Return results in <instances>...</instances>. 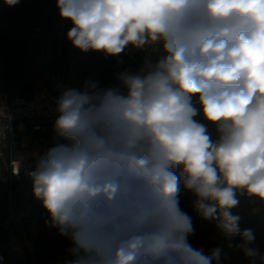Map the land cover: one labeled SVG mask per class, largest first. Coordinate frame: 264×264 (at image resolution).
Wrapping results in <instances>:
<instances>
[{
  "label": "clouds",
  "instance_id": "1",
  "mask_svg": "<svg viewBox=\"0 0 264 264\" xmlns=\"http://www.w3.org/2000/svg\"><path fill=\"white\" fill-rule=\"evenodd\" d=\"M56 7L72 25L74 48L146 53L141 69L118 73L115 86L86 81L83 91L64 90L54 128L66 142L27 172L46 227L71 241L64 264H221L220 247L206 255L189 243L181 186L229 249L264 264L250 247L253 230H241L231 211L238 196L264 204V0Z\"/></svg>",
  "mask_w": 264,
  "mask_h": 264
},
{
  "label": "crops",
  "instance_id": "2",
  "mask_svg": "<svg viewBox=\"0 0 264 264\" xmlns=\"http://www.w3.org/2000/svg\"><path fill=\"white\" fill-rule=\"evenodd\" d=\"M71 27L68 20L60 18L57 7H48L43 12L40 23L30 32L22 56L18 55L23 70L22 76H16L17 71L13 70L14 77H16L13 87H8L0 81V102L5 96L13 94L30 97L36 87L51 84L55 79H63L67 89L80 91H83L86 81L98 82L100 87L115 86L119 83L116 79L118 73L125 70L135 73L143 66L145 56L137 60L129 58L124 52L118 56H105L102 52L92 50L82 52L74 48L66 35ZM24 85L27 86L20 93ZM19 135L22 136V140H14L12 156L21 162V166L29 169L28 171L33 170L38 157L55 146L57 142H66L57 137L54 127H50L47 131H36L29 128L20 132ZM22 180L24 198L20 205L11 210L5 222V227L10 234V246L7 250H3L10 257L14 253H19L27 263L23 249L27 246L31 247L33 240L38 237V229L34 210L26 209L27 205H33L32 208L35 205L36 200L32 199L34 198L32 186L29 185L28 179L23 178ZM9 185L10 180L4 189V194L0 195V199L4 197ZM242 200L250 204L258 202L254 199ZM261 210L264 211V207L257 212ZM32 214V219L26 218ZM70 247H72L71 242L58 249L50 264H64L65 260L73 259L67 251ZM199 249L202 247L200 246ZM222 250L226 254L232 249L226 245Z\"/></svg>",
  "mask_w": 264,
  "mask_h": 264
},
{
  "label": "rangeland",
  "instance_id": "3",
  "mask_svg": "<svg viewBox=\"0 0 264 264\" xmlns=\"http://www.w3.org/2000/svg\"><path fill=\"white\" fill-rule=\"evenodd\" d=\"M40 5L41 3L39 4V6ZM4 16L5 19H10V20L12 19V15L6 14L3 15V17ZM29 36L30 34H28V37ZM3 39H4L3 41L2 39H0V81L3 84H6L8 87H13L14 83L16 82V77H14L13 70L16 69L17 71L16 76L18 77L19 75L22 76L23 70L21 64H16L15 61L14 62L12 61V49L18 48L17 45L13 44V40H12L13 37L4 35ZM4 45L6 46V50H4L3 47ZM25 47H26V43L25 45H22L20 47V51L17 54L18 58L19 56H22ZM13 143H14V138L11 137L6 144L5 156L3 158H0V195L4 194L3 193L4 189L8 186L10 180L8 159L12 156ZM28 170L22 166L20 179L21 178L22 179L24 178L25 180L28 179L29 185L32 186L31 181L27 175ZM32 199H34V201L36 200L35 198ZM238 199L240 201L239 205L233 208L231 211L232 212L235 211L240 215L241 225H246L247 227H251V229L253 230L255 234V241L253 242L252 245H250V247L257 248L259 252H261V250L264 251V211L261 210V212H257L260 208L262 209V207H264V204H261L259 201L256 202L257 204L256 203L250 204L248 202H244L242 199H249L245 196H238ZM26 209L34 210V214H36L35 223L38 229L37 231L38 237L33 240L31 247L27 246L24 247L25 249H23V254L26 258V261L28 264H50L57 250L62 248L63 246H65V244L71 241L66 237L59 235L56 229H50L46 227L45 220L48 218V213L42 207V204L39 200L35 201L34 208L31 209L30 205H27ZM29 214L31 213L29 212ZM32 216L33 214L30 216L29 215L26 216V218L32 219ZM192 223L194 228V232L192 235L195 236L197 234V237L193 236L192 239L189 238L190 239L189 243L194 248L199 249L201 246L204 251V254L210 255L212 249L216 247H220L222 249L227 245L228 242L224 239L221 233H213L212 238H210L211 241L209 240L208 244L201 242L202 241L201 235L203 233L200 231L197 233L195 226L197 224L202 225L203 223L201 222L198 223L192 222ZM236 242L237 243L241 242L239 237L234 238L232 241L233 244H236ZM226 256H227L226 259L222 258L221 264H249V258L245 257L241 251L232 249L230 252L226 253Z\"/></svg>",
  "mask_w": 264,
  "mask_h": 264
},
{
  "label": "built area",
  "instance_id": "4",
  "mask_svg": "<svg viewBox=\"0 0 264 264\" xmlns=\"http://www.w3.org/2000/svg\"><path fill=\"white\" fill-rule=\"evenodd\" d=\"M124 54L131 59L141 60L145 56L144 51L126 49ZM67 89L63 79H55L51 84L36 87L32 96L24 97L19 94L5 96L0 102V158L5 156L8 140L16 134L13 121L21 118L27 119L30 128L36 131H47L54 127L58 113L56 101L61 93ZM10 174L21 177V162L11 156L8 159ZM33 205H30L32 209ZM0 264H14L12 257L8 256L0 246Z\"/></svg>",
  "mask_w": 264,
  "mask_h": 264
},
{
  "label": "trees",
  "instance_id": "5",
  "mask_svg": "<svg viewBox=\"0 0 264 264\" xmlns=\"http://www.w3.org/2000/svg\"><path fill=\"white\" fill-rule=\"evenodd\" d=\"M40 3L41 5L39 6ZM48 7H56V0H20V2L14 6H8L4 2V0H0V39H2L3 41L4 35L13 37L12 39L13 44L17 45L18 47L16 49H12V61L13 62L15 61L16 64H20V59L17 57V54L20 51V47L22 45H25L28 39L27 38L28 34H30V32H32L33 29L40 23V17L42 16L43 12L48 9ZM6 14L12 15V19L11 20L5 19V16L3 17V15ZM3 47L4 50H6V46L4 45ZM26 86L27 85H24L19 92L21 93L22 89ZM213 138H215L214 131H213ZM177 171H179V169ZM194 200H195V196L192 194V192L187 189H184L183 186H181V193L179 196V207L182 211L186 212L189 216H191L192 222L203 223L202 224L203 226L201 224H200L201 226L197 224L195 226V229L197 233L199 231L203 233L201 235V240H202L201 242L208 244V241L209 240L211 241L210 239L212 238L211 235L213 233H220V232L216 228L215 223L213 221H209L201 218V216L198 214V212L193 206ZM232 214L239 215L235 211H233ZM239 227L241 228V230L251 229V227H247L246 225H241V221H239ZM193 236L194 235H191L189 238L192 239ZM194 237H197V234ZM236 244L238 243L236 242ZM260 254L264 256V251L261 250ZM256 264H262L259 258H257Z\"/></svg>",
  "mask_w": 264,
  "mask_h": 264
},
{
  "label": "water",
  "instance_id": "6",
  "mask_svg": "<svg viewBox=\"0 0 264 264\" xmlns=\"http://www.w3.org/2000/svg\"><path fill=\"white\" fill-rule=\"evenodd\" d=\"M13 125L16 127L14 133L16 134L14 140L21 141L22 136L20 132L30 128L27 123V119L21 118L13 121ZM23 180L15 174H10V185L3 198L0 199V246L4 250H7L10 246V234L5 227V222L17 205H20L24 198V190L22 189ZM12 262L14 264H27L19 253H14L12 256Z\"/></svg>",
  "mask_w": 264,
  "mask_h": 264
}]
</instances>
